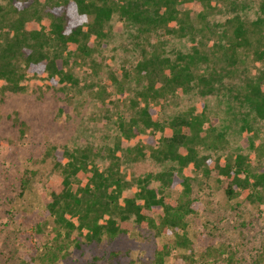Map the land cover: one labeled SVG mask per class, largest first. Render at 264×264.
Listing matches in <instances>:
<instances>
[{
  "label": "rangeland",
  "instance_id": "374dc122",
  "mask_svg": "<svg viewBox=\"0 0 264 264\" xmlns=\"http://www.w3.org/2000/svg\"><path fill=\"white\" fill-rule=\"evenodd\" d=\"M22 1L0 0V48L9 40V25ZM214 1L215 6L205 10L206 21L199 22V33L207 35L198 46L209 68L216 70L207 73L212 85L205 91L193 81L187 93L169 95L162 102L160 117L165 122L178 114L197 117L188 145L198 157L219 156L232 162L241 153L248 173L260 178L264 174V117L255 115L238 93L260 76L263 63L242 48L233 64L226 61V39L221 31L226 27L224 21L234 14L247 23L261 16L264 23L263 0ZM105 31V44L94 43L97 49L88 57L69 58L57 52L53 41L42 48L49 60L57 52L62 57L55 59L58 68L73 77L55 80L47 87L40 75L27 72L21 87L0 90V264H30L38 255L44 258L45 235L36 226L45 219L48 229L54 223L44 215L40 193L58 175L59 169L52 170L55 147L74 150L76 155L85 151L100 170H119L124 193H133L142 185L162 188L177 197L187 186L198 205L187 217L192 253L182 264H251L264 238V204L243 197L228 200L215 176L206 175L202 167L195 170L188 164L185 169L175 160L159 159L151 150V155L142 157L135 146L149 149L150 145L134 137L135 132L122 138L117 126L119 113L127 120L140 104L135 99L141 87L132 68L135 61L155 45L161 55L173 59L178 52L191 50L190 39L159 33L147 40L117 13ZM32 50L26 46L23 53L27 56ZM198 66L201 69L205 64ZM110 73H118L121 79L111 81ZM27 178L29 183L24 186ZM80 239V247L69 245L67 254L55 264H87L94 257L100 264H151L155 247L171 241L137 225L110 242ZM170 262H175L174 255Z\"/></svg>",
  "mask_w": 264,
  "mask_h": 264
},
{
  "label": "trees",
  "instance_id": "16d2710c",
  "mask_svg": "<svg viewBox=\"0 0 264 264\" xmlns=\"http://www.w3.org/2000/svg\"><path fill=\"white\" fill-rule=\"evenodd\" d=\"M214 0H24L16 8L17 16L9 25V40L0 48V90H16L23 85L28 73L40 75L45 86L64 77H73L63 68H58L56 58L63 52L71 56L88 57L98 45L105 44V26L114 13L127 24L136 26L147 40L159 33L187 37L191 50L178 52L172 59L161 55L157 46L148 49L133 65V72L141 84L136 92L140 103L129 119L119 113L117 126L122 138L129 135L143 138L150 148L135 147L142 157L157 156L161 160H175L186 169L188 164L195 170L203 168L206 175L212 173L228 200L243 197L248 201L264 204V174L252 177L245 167L241 153L231 162L225 157H198L192 145V130L197 117L183 114L164 121L160 117L162 102L169 95L187 93L193 81L205 91L212 85L207 73H216L209 68L207 56L199 49L207 34L201 35L199 22L205 20V10L215 6ZM264 11V0L260 4ZM221 31L226 39L225 60L234 63L239 49L250 51L256 61H262L260 76L245 85L238 93L248 103L255 115L264 117V23L258 16L247 23L238 15L228 17ZM207 30V27L204 26ZM12 31V32H11ZM53 41L57 52L49 60L42 48ZM26 46L34 48L24 55ZM60 56V57H58ZM62 58V57H61ZM65 59V57H63ZM20 60V61H19ZM62 60V62H63ZM23 61V62H22ZM22 62V63H20ZM205 64L199 69L198 64ZM203 70V72L197 71ZM28 72V73H27ZM124 74H127L124 71ZM218 74V73H217ZM110 80L121 79L118 73H110ZM110 84V83H108ZM120 87V83H117ZM203 90V91H204ZM136 104V105H137ZM246 124V123H245ZM134 127V130L131 128ZM246 127V125H245ZM150 136V137H149ZM130 138V137H129ZM189 140V141H188ZM140 149V150H139ZM151 150V154L149 152ZM52 170L59 169L57 177L49 179L40 193L46 218H53L48 229V220L38 223L36 230L45 235L43 255L31 258L30 264H55L67 254L69 245L80 247L81 239L87 243L112 241L119 235L129 234L137 225L155 237H168L171 241L155 247L151 264H182L191 259L192 241L187 235V217L197 210L196 200L191 198L189 188L172 197L162 188H147L140 185L137 193L121 190L119 170H100L94 166L88 154L76 155L74 150H52ZM159 178V177H157ZM29 183L25 180L24 186ZM185 249V252L179 251ZM178 250V251H177ZM41 251L42 248H41ZM175 251V252H174ZM175 262H170V257ZM116 253L112 252L111 257ZM110 257V258H111ZM87 264H100L98 257ZM107 264H111L108 262ZM251 264H264V238L260 241Z\"/></svg>",
  "mask_w": 264,
  "mask_h": 264
}]
</instances>
